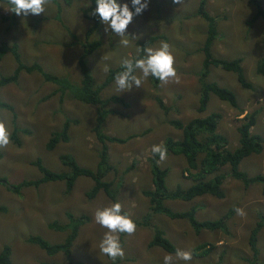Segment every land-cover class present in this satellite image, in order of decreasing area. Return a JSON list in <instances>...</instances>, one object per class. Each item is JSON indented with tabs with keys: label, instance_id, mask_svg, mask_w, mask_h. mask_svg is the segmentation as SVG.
I'll return each instance as SVG.
<instances>
[{
	"label": "rangeland",
	"instance_id": "obj_1",
	"mask_svg": "<svg viewBox=\"0 0 264 264\" xmlns=\"http://www.w3.org/2000/svg\"><path fill=\"white\" fill-rule=\"evenodd\" d=\"M250 1L205 0L204 5L205 12L215 19V39L209 47L211 56L226 61L240 59L243 76L251 88H241L233 73L211 66L207 69L206 81L233 94L236 108L208 94L204 112L200 114L196 110L200 95L198 72L202 70L203 59L200 48L206 38V23L194 14L199 0H183L181 5L173 4L172 0H150L148 9L135 16L128 27V34L140 36L134 41L133 48L120 47L119 37L105 32L101 22L97 33L90 35V39L100 42V46L86 58L95 85L107 75L105 66L114 69L129 54L136 55L137 42L152 39L149 46L157 47L164 40L173 48L177 76L168 84L162 86L158 81L152 87L148 77L141 87L133 86L130 91L120 93L113 79L100 92L103 100L115 95L126 103V107L106 104L105 107L113 109L114 113L106 117L103 132L119 139L133 136L122 144H107L108 162L112 169L107 171L103 180L110 182L111 189L115 191L113 195L122 203L125 214L133 220L147 221L151 218L152 224L163 230L165 238L175 246V251H192L191 261L174 260L173 264H249L247 236L255 222L264 217V186L256 184L244 188L229 177L228 166L218 169L224 176L221 199L204 195L187 204L178 201L167 203L170 209L175 210L196 206L197 221H214L224 216L223 229H202L194 233L185 220H170L160 214H151L146 219L148 203L141 195V191L151 188L146 158L152 146L163 143L167 137L176 141L181 139L180 131L173 129L168 124L169 120L186 124L197 116L219 113L216 131L226 139L225 148L232 151L238 144L236 128L243 116L253 115L255 123L250 133L261 138V151L244 158L237 169L249 176L264 174V73L257 72L258 63L264 59V21L253 17L256 3L264 11V0H252L255 5ZM86 3L87 0H71L69 5H65L62 0H53L45 13L26 17L14 13L12 18L11 12L3 8L8 6L0 2L3 6L0 7V42L8 47L17 44L24 64L36 62L44 71L66 77L77 85V57L84 34L91 24L88 17L92 12L86 10ZM1 17L8 19L3 21ZM13 68L12 56L6 52L0 58V74L8 75ZM55 89L54 84L42 81L34 73H21L16 84L0 89V101L12 107V110H0V119H7L11 132L13 127L17 129L18 139V145L11 141L7 148L0 149V177L9 184L38 179L40 174L30 165L36 158L45 168L57 173L67 171L58 160L59 155L64 154L72 157L82 168L95 169L98 143L91 133L94 111L91 106L77 102L71 94L60 95ZM155 98L167 109L165 113L157 106ZM65 118L76 120L69 126V141L58 143L53 150L46 151L47 139L60 129ZM158 166L166 171L164 180L168 190L189 184L182 156L168 154ZM91 186L92 181L87 177L76 178L67 194L61 182L44 183L37 189H22L18 194L0 185V206L5 208V212L0 213V249L3 245L9 247L11 264H67L68 259L83 264H107L109 259L98 248L106 229L94 222V213L111 202L101 191L87 199L86 192ZM236 207L243 208L246 215L238 216L234 210ZM67 213L87 217L78 230L69 258L60 253L47 256L36 246L25 242L27 237L37 234L50 244L61 242L65 232H54L46 228V224L51 221L65 224ZM150 239V228L141 225L135 234L123 236L125 256L118 258L117 264H164L163 257L167 253L160 248H148ZM256 239L259 249L257 263L264 264V226L258 230ZM198 246L202 248L194 251ZM211 247L206 255H197V252Z\"/></svg>",
	"mask_w": 264,
	"mask_h": 264
},
{
	"label": "trees",
	"instance_id": "obj_2",
	"mask_svg": "<svg viewBox=\"0 0 264 264\" xmlns=\"http://www.w3.org/2000/svg\"><path fill=\"white\" fill-rule=\"evenodd\" d=\"M71 0H62L63 4L69 5ZM8 7L7 0H0ZM89 7L87 11H92L95 7V0H87ZM252 4L253 1H250ZM256 3V2H255ZM205 0H199L195 15L200 17L206 23V38L200 48V52L203 55L202 70L198 72V80L200 84V95L197 104V112L203 113L208 99V94L214 95L219 101L225 102L232 108L237 107L234 95L223 87H219L215 83H208L206 81L208 67L220 68L222 71L231 72L235 76L237 84L244 89H250V84L245 80L242 69L240 66L241 60L236 58L233 60H220L215 59L209 52V47L212 45L215 39L216 30L214 28L215 19L209 16L204 10ZM255 5V4H254ZM57 9L59 8L58 2L56 3ZM12 18L14 13L11 12ZM254 19L260 17L264 21V11L261 10L256 3V13L253 16ZM3 21L8 18L1 17ZM91 24L84 34V41L81 44V50L77 57V68L79 72V80L77 85H73L70 81L63 76H56L48 73L42 69V67L32 62L30 64H24L18 53V45L11 44L6 46L4 42H0V58L6 53L12 56L14 62V68L8 75L0 74V89L8 84H16L17 79L21 73L37 74L42 81L51 83L56 86L55 92L60 95L69 93L72 98L77 102L91 106L94 111V124L91 128L95 140L98 143L96 166L94 170L82 168L78 166L72 157L64 154L59 155L58 160L63 167L67 168L66 172H52L45 168L40 159L36 158L30 165L36 168L40 177L35 180H24L13 185L9 184L4 177H0V185L5 187L7 191L14 194H18L20 190L27 188L37 189L40 185L49 182H61L64 187V193L67 194L72 190L74 181L78 177H87L92 181V186L86 192V198L92 199L99 191L110 200L111 203L116 202V197L113 195L114 190L111 189L110 182L104 181V177L109 169H112L108 162L107 144L112 142L124 143L131 139L133 136L123 137L122 139L107 136L103 132V123L107 116L114 113L111 108H106V104L113 103L126 107V103L122 98L115 95L103 100L100 98L101 90L110 83L115 75L122 71L121 65L114 69H109L104 80L98 85H95L93 77L89 73L88 66L86 64V58L94 52L99 46V40L90 39L91 34L97 33L99 29V17H89ZM71 35V34H69ZM153 42L152 39H148L142 42H137V47H147ZM140 55H143L141 53ZM257 72L259 74L264 73V59L257 65ZM152 87H155L159 80L155 77H151ZM157 106L164 113L167 109L162 105V102L158 99H154ZM12 107L6 103L0 101V110H7ZM220 120L219 113H211L204 117H195L189 120L186 124H181L177 120H169L168 124L175 130H179L181 133V139L177 140L167 137L163 141V145H166L168 154L182 156L184 159V172L186 173V180L189 184L186 187H175L168 190L165 186L166 171L158 166V155H150L146 158V162L149 166L150 183L151 188L141 191V195L146 198L148 203V211L145 218L154 214H160L167 217L170 220H185L194 233H199L202 229L208 231L223 229L224 216L214 221H197L195 219L196 206H190L185 210L170 209L167 205L169 202L178 201L181 203H189L195 198L202 196H210L216 199H221L223 193L221 190V184L224 180V176L219 173L218 169L224 166L229 168V177L240 182L244 188L260 184L264 186V174H256L249 176L246 173L240 172L237 167L240 161L244 158L259 154L261 151L262 140L258 135L250 133V128L254 125L255 119L253 115L243 116L239 126L236 128L238 133V144L232 151L225 148L226 139L216 131V126ZM76 120L65 118L58 131L51 133L50 137L45 143V150L51 151L58 143H66L69 141L68 129L71 124H75ZM17 129L13 127L11 132V141L18 145ZM1 157V153H0ZM9 185H7V184ZM119 186V182L116 184V188ZM115 188V189H116ZM5 208L0 206V213H4ZM66 223L60 225L57 221H51L46 224V228L53 230L54 232H65L61 242L50 244L41 235H31L25 239V242L36 246L43 251L47 256L55 254H62L66 257H70L71 246L77 237L79 228L85 224L86 216H72L66 214ZM151 219V218H150ZM134 220L137 227L144 226L150 228L151 239L147 243L148 248H160L167 254H174L175 246L164 236L163 230L152 224L151 220ZM264 226V217H260L254 226L250 229L247 236V245L250 252V263L258 264V247L257 232ZM126 234H121L120 241L123 245L122 238ZM202 246H198L194 251H198ZM209 250H202L197 252L201 257L206 255ZM108 258V257H107ZM109 259V258H108ZM118 261L115 262L117 264ZM0 264H11L10 262V249L8 246L3 245L0 249ZM67 264H83L81 262H71L68 259ZM107 264H113V261L109 259Z\"/></svg>",
	"mask_w": 264,
	"mask_h": 264
},
{
	"label": "clouds",
	"instance_id": "obj_3",
	"mask_svg": "<svg viewBox=\"0 0 264 264\" xmlns=\"http://www.w3.org/2000/svg\"><path fill=\"white\" fill-rule=\"evenodd\" d=\"M52 3L53 0H7L9 7H0L16 15L26 17L30 14L45 13L46 9L52 6ZM149 3L150 0H130V3L129 0H125L123 3L119 0H95L94 9L88 12H92L90 18L92 16L99 17L105 32H110L119 37L118 44L120 47L129 49L134 47V41L139 40L140 36L128 34V27L135 16L141 15L148 9ZM172 3L181 5L183 0H172ZM89 6L90 4H85V7ZM135 53V56L129 54L121 60L122 71L114 77L115 87L120 93L130 91L133 86L141 87L143 81L150 76L159 80L162 86L176 78L175 55L172 46L167 41L161 40L157 47H135ZM141 53L143 55H140ZM104 71H109L107 66H105ZM10 143L11 131L7 125V119H0V149L7 148ZM151 152L154 156H159L158 164L168 157L167 147L162 143L153 145ZM234 210L238 216L246 215L241 207H236ZM94 222L106 229L98 245L99 252L113 261V264L118 258L123 259L125 252L121 245L120 236L121 234L129 236L135 234L137 225L130 215L124 213L122 203L117 201L103 208H98L94 213ZM192 258L191 250L177 249L174 256L166 254L163 261L164 264H173L174 260L187 262L191 261Z\"/></svg>",
	"mask_w": 264,
	"mask_h": 264
}]
</instances>
